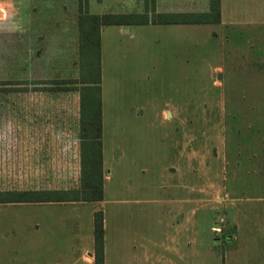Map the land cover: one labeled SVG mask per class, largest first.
<instances>
[{
	"label": "rangeland",
	"instance_id": "obj_1",
	"mask_svg": "<svg viewBox=\"0 0 264 264\" xmlns=\"http://www.w3.org/2000/svg\"><path fill=\"white\" fill-rule=\"evenodd\" d=\"M155 2L0 0V191L77 190L85 177L80 92L64 84L80 74L78 38H43L29 22ZM179 2L178 14L210 10ZM238 6L235 26L106 28L103 191L118 201L104 205L109 264H134L143 247L155 262L180 227L196 264H264V0Z\"/></svg>",
	"mask_w": 264,
	"mask_h": 264
},
{
	"label": "crops",
	"instance_id": "obj_2",
	"mask_svg": "<svg viewBox=\"0 0 264 264\" xmlns=\"http://www.w3.org/2000/svg\"><path fill=\"white\" fill-rule=\"evenodd\" d=\"M161 1V4L159 3ZM180 0H156V11L152 9L145 11L151 20L152 15L175 14L176 6ZM188 0H185L187 3ZM193 3L195 0H192ZM238 2L241 0H219L220 21L217 24H199L203 26L217 25L219 27L235 26L236 11L239 10ZM207 2L205 6L207 7ZM205 7V9H207ZM177 10V9H176ZM72 18H66L64 11L59 15H48L49 18H42V23L32 24L36 33L43 38H78V7L74 8ZM141 13V12H140ZM112 14H133L132 12H113ZM142 14V13H141ZM63 15V16H62ZM50 19V21H49ZM56 19V20H55ZM233 23V24H232ZM232 24V25H231ZM118 28V34L132 33L133 27H175V26H196L193 24H152L145 25H110ZM100 29V70H101V98L102 88V56L103 38L106 28ZM69 35V36H68ZM131 35V34H130ZM163 36V35H162ZM112 37V36H111ZM167 38H170L166 36ZM165 37V38H166ZM77 54V51H76ZM75 54V55H76ZM101 118L103 134V101L101 99ZM169 114L163 113V119L168 120ZM102 149V167L104 171V158ZM109 179L104 177V181ZM103 181V183H104ZM187 199V200H186ZM193 200V199H192ZM180 202H191L189 198L181 199ZM194 202V200H193ZM192 202V203H193ZM106 203L118 204V201L106 200L104 191L101 202H38L26 204H1L0 205V264H94V235L93 216L96 211L101 210L104 216V264H109L106 246V220L104 205ZM25 207L26 210L14 211L13 208ZM8 208V210H5ZM177 216L183 215L181 211L174 212ZM189 229L168 230L166 235L170 238V246L160 247L163 253L156 257L155 262L150 263L146 247L140 248L139 258L135 256L134 264H196L194 259L190 261V253L194 256V248L190 247L195 243L191 238ZM187 235V236H186ZM187 239V240H186ZM183 241V246L180 244ZM135 248V247H133ZM184 251V255L178 251ZM165 251L168 256H165ZM154 261V260H152Z\"/></svg>",
	"mask_w": 264,
	"mask_h": 264
},
{
	"label": "trees",
	"instance_id": "obj_3",
	"mask_svg": "<svg viewBox=\"0 0 264 264\" xmlns=\"http://www.w3.org/2000/svg\"><path fill=\"white\" fill-rule=\"evenodd\" d=\"M81 9V2L79 1ZM210 10L194 14H157L151 20L142 14H87L78 16V57L80 74L77 79L65 82L80 92L83 147V172L81 189L69 191H0L1 204H26L38 202H101L103 199V167L101 147V70L100 29L110 25L152 24H217L220 21L219 0H209ZM79 9V10H80ZM56 84L62 82H55ZM6 84V83H5ZM11 84V83H8ZM52 84V83H51ZM80 85V86H79ZM94 264H104V216L101 210L93 216Z\"/></svg>",
	"mask_w": 264,
	"mask_h": 264
}]
</instances>
